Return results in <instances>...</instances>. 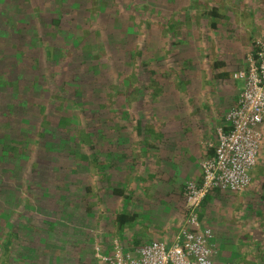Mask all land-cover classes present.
I'll use <instances>...</instances> for the list:
<instances>
[{
    "label": "rangeland",
    "instance_id": "374dc122",
    "mask_svg": "<svg viewBox=\"0 0 264 264\" xmlns=\"http://www.w3.org/2000/svg\"><path fill=\"white\" fill-rule=\"evenodd\" d=\"M54 1L50 3L51 13L59 15V3L53 4ZM136 2L143 23L136 25V32L128 27L127 21L120 23H124L122 33L128 34V42L135 43L145 53L148 66L142 69L140 79L145 81L146 87L142 84L138 93L132 86L116 104L113 96L118 89L114 87L110 103L101 108L96 104L99 109L94 108L89 113L93 115L98 110L108 118L102 127L100 124L93 127L97 136L102 132L97 138L98 144L103 138L107 143L96 146L95 150L101 161L108 163L105 170L93 166L88 174L80 173L70 159L51 156L39 166L26 165L25 178L39 187L32 196H27L23 187L5 182V196L12 197L7 192L13 187L20 191L23 206L28 202L27 208L13 209L11 213L15 233L20 237L15 241L10 258L15 264H100L96 258L98 246L108 248L111 253L117 240L126 250L152 240L169 243L181 226L173 228L172 221L178 219L177 215L184 219L183 192L176 189L172 176L162 174L160 177L161 161L153 149L155 139L151 138L149 130H161L164 121L186 109L190 88H195L198 94V89L205 86L206 78L213 79V65L219 62L220 56L224 58L231 52L236 60L244 61L242 69L246 67L247 58L253 51L251 45L256 37L263 35L264 0H216L226 15L218 30H212L202 17L196 18L201 13L191 0ZM38 3L48 7V1L39 0ZM26 9L24 6V10L19 11L26 12ZM2 10L0 4V12ZM185 11L190 14L188 20ZM130 12L131 8L123 10V16L129 18ZM176 16L181 21L177 27L178 37L173 39L164 31L161 21ZM100 19L98 13L88 19L91 32L99 26L95 24ZM0 28H3L1 21ZM116 32L105 37L94 36L93 40L97 45L102 44L103 51L115 53L120 39V31ZM90 44L94 45L91 51H98L94 43ZM118 54L124 56V51ZM105 64L106 78L103 85L98 83L99 89L119 83L117 64L109 58ZM153 69L157 74L150 79ZM86 79L84 72L76 76V82ZM155 79L161 83L160 89L151 85ZM138 121L142 123V135L136 131ZM123 154L128 157L123 158ZM87 187L91 189L90 195ZM116 188H123L130 199L115 195ZM263 198L264 141L251 187L239 194H214L202 206L206 221L211 220L216 225L214 234L221 257L225 255V264H235L242 258L240 264H263L258 259L259 254H264ZM10 203L3 202L4 208L12 209ZM89 206L92 209L86 212ZM122 212L139 214L137 222L126 227L123 234L116 221Z\"/></svg>",
    "mask_w": 264,
    "mask_h": 264
},
{
    "label": "trees",
    "instance_id": "16d2710c",
    "mask_svg": "<svg viewBox=\"0 0 264 264\" xmlns=\"http://www.w3.org/2000/svg\"><path fill=\"white\" fill-rule=\"evenodd\" d=\"M38 1L0 0L3 6L0 12L3 27L0 28V264L14 263L10 259L12 249L15 241L20 239L12 224V210L28 207V202L23 206L24 200L19 199L20 191L13 187L7 192L12 197L5 196V182L23 187L26 195L32 196L39 187L25 178L26 165L39 166L51 156L70 159L80 173L88 174L93 166L105 170L108 163L101 161L95 150L96 146L107 143L103 138L98 144L97 138L102 132L97 136L93 127L98 124L102 127L108 118L98 110L93 115L89 113L110 103L114 87L118 89L113 96L115 104L132 86L138 93L146 87L145 81L140 79L142 69L148 66L145 53L135 43L128 42V34L122 33L124 23H120L127 21L128 27L135 32L138 24L143 23L136 0H55L53 4L59 3V15L51 13L52 0H44L48 1V7ZM191 1L201 13L196 18L202 17L212 30H218L226 15L216 0ZM23 5L27 7L26 12L19 11L24 10ZM128 8H131L130 16L125 18L123 10ZM93 12L98 13L101 19L95 24L99 25L96 30L91 32L87 21L96 14ZM184 16L186 20L190 19L189 12L185 11ZM180 21L179 16L161 21L164 31L173 39L178 37ZM111 28L114 30L110 31ZM116 31H120V39L115 53L103 51L102 44H95L94 36L105 37L116 34ZM91 42L98 51H91L94 49ZM253 47L255 50V42ZM121 51H124V56L118 54ZM106 58L117 64L119 83L99 89L98 83L102 84L106 78L103 67ZM81 72L86 73L87 79L76 82V76ZM156 74L153 69L150 79ZM218 77L225 80L234 76L221 72ZM152 81L151 85L159 88L161 83L156 79ZM136 131L143 134L140 121ZM3 176H6L5 180ZM86 190L90 195L91 189L87 187ZM114 193L130 199L123 188L114 189ZM218 193L220 191H215L210 196ZM3 202H11L13 208H4ZM91 209L89 206L86 212ZM138 219L137 213L118 214L116 221L120 233L123 234L125 228L134 225ZM201 220H204L202 214ZM259 255L258 259L264 264V254ZM242 261L243 258L238 259L235 264Z\"/></svg>",
    "mask_w": 264,
    "mask_h": 264
},
{
    "label": "built area",
    "instance_id": "2783aa9c",
    "mask_svg": "<svg viewBox=\"0 0 264 264\" xmlns=\"http://www.w3.org/2000/svg\"><path fill=\"white\" fill-rule=\"evenodd\" d=\"M235 79L243 89L216 130L215 155L201 164V182L189 181L183 189L184 219L170 242L150 241L126 250L117 240L111 253L96 248L100 264H216L215 234L203 224L200 211L213 192L239 194L253 183L264 141V37L256 39Z\"/></svg>",
    "mask_w": 264,
    "mask_h": 264
},
{
    "label": "crops",
    "instance_id": "0c3cea01",
    "mask_svg": "<svg viewBox=\"0 0 264 264\" xmlns=\"http://www.w3.org/2000/svg\"><path fill=\"white\" fill-rule=\"evenodd\" d=\"M261 33L263 35L260 37H264V29ZM252 45L250 49L254 50ZM232 56L231 52L226 54L224 58L220 56L218 59L220 63L217 65V62H215L213 65L211 74L213 79H210L211 77L206 78V74L205 86L198 89V94L195 93L197 91L195 88L193 90L190 88V101L186 104L184 111L178 112L167 122L164 121L161 124V130L160 128H155V131L149 130L151 138L155 139L153 149L158 152L161 161L160 177L163 175L172 176L176 181V189L180 193L183 192L187 182H201V164L215 155L217 146L216 129L224 126L226 115L236 105L238 96L243 89V83L235 79V74L242 69L244 61L241 59L236 60ZM221 72L231 74L234 77L221 80L218 77ZM196 77L195 75L194 79ZM191 80L189 81V87ZM150 131H153V134ZM141 146L145 148L144 143ZM157 169L159 168L157 167ZM202 210L203 208L201 209L204 218L202 220L203 224L216 231L215 223L211 220L207 222ZM177 217L178 219L172 221L173 228L180 226L183 221L182 216L177 215ZM215 246L217 250L216 264H225V255L221 257L222 252L220 253L217 247L216 236ZM134 248L136 247L130 250ZM102 250L105 253L109 252L108 248L106 249L104 246Z\"/></svg>",
    "mask_w": 264,
    "mask_h": 264
}]
</instances>
